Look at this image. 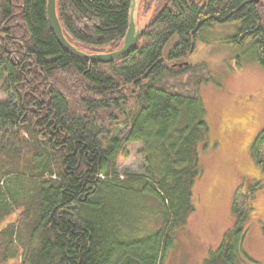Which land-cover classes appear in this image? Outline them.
<instances>
[{
  "label": "trees",
  "instance_id": "obj_1",
  "mask_svg": "<svg viewBox=\"0 0 264 264\" xmlns=\"http://www.w3.org/2000/svg\"><path fill=\"white\" fill-rule=\"evenodd\" d=\"M46 2L0 0V223L16 215L0 228V263L162 264L195 211L208 143L198 88L211 75L183 63L204 30L235 22L232 41L264 67V0H142L149 21L108 63L62 47ZM130 4L55 0V11L65 40L92 55L122 46ZM133 144L143 172L119 173ZM248 151L263 178L238 187L232 225L201 264L242 254L250 198L264 185V126Z\"/></svg>",
  "mask_w": 264,
  "mask_h": 264
},
{
  "label": "rangeland",
  "instance_id": "obj_2",
  "mask_svg": "<svg viewBox=\"0 0 264 264\" xmlns=\"http://www.w3.org/2000/svg\"><path fill=\"white\" fill-rule=\"evenodd\" d=\"M142 6V0H135L136 29L149 21L150 13L144 14ZM236 29L235 22L207 28L187 58L190 66L204 63L211 75V80L199 86L198 94L205 109L208 142L214 146L213 151H200L203 172L193 189L195 211L176 232L162 264H201L232 225V200L238 187L239 193H244L252 184L251 178H263L248 147L264 126V67L256 62L248 44L240 46L232 41ZM175 42L172 36L163 48L164 56ZM138 148V144L131 145L127 158L119 159V173L143 172V162L136 155ZM250 205L242 254L236 264H264V185L254 191ZM15 218L16 215L6 217L0 228ZM19 263L17 256L0 264Z\"/></svg>",
  "mask_w": 264,
  "mask_h": 264
},
{
  "label": "water",
  "instance_id": "obj_3",
  "mask_svg": "<svg viewBox=\"0 0 264 264\" xmlns=\"http://www.w3.org/2000/svg\"><path fill=\"white\" fill-rule=\"evenodd\" d=\"M135 8V0H131L130 4V11H129V24L128 29L125 34L123 44L122 46L112 52L109 53H100V54H92V55H86L77 49H75L73 46H71L63 37L60 24L57 19L56 11H55V0H47L46 2V15L48 20V25L51 29V31L54 33L58 43L64 47L67 51L72 53L73 55L84 58V59H90L92 61H97L101 63H108L111 62L113 59L125 54L131 46L135 43L139 36V29H136L134 19H133V12ZM184 65H187L186 62L183 63ZM182 65L179 64V67Z\"/></svg>",
  "mask_w": 264,
  "mask_h": 264
},
{
  "label": "crops",
  "instance_id": "obj_4",
  "mask_svg": "<svg viewBox=\"0 0 264 264\" xmlns=\"http://www.w3.org/2000/svg\"><path fill=\"white\" fill-rule=\"evenodd\" d=\"M200 151H207V152H210V151H213V146L212 145H210V143L208 142L207 143V147H205V149L203 150V149H199V160H200ZM200 165H201V163H200ZM201 168H202V172H203V165H201ZM220 240H221V238H220ZM218 244H216L214 247H216ZM214 249V248H213ZM208 253V252H207ZM204 254H202L201 255V257L203 256ZM207 255V254H206ZM206 256H204V258H205ZM203 258V259H204Z\"/></svg>",
  "mask_w": 264,
  "mask_h": 264
}]
</instances>
